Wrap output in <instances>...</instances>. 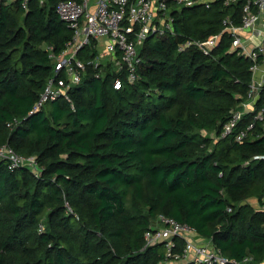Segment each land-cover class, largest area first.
I'll return each instance as SVG.
<instances>
[{
	"label": "trees",
	"instance_id": "1",
	"mask_svg": "<svg viewBox=\"0 0 264 264\" xmlns=\"http://www.w3.org/2000/svg\"><path fill=\"white\" fill-rule=\"evenodd\" d=\"M61 1L0 6V146L40 167L36 177L0 160V264H170L166 242L147 246L160 216L193 227L226 257L264 264V121L235 139L263 108L264 89L255 114L222 138L248 100L253 63L231 51L228 34L209 54L178 50L220 35L228 16L240 24L247 0L174 7V34L138 48L135 84L124 74L116 90L112 64L100 79L88 65L69 100L28 117L73 39L56 11ZM95 45L79 59L89 63ZM175 242L183 255L186 241Z\"/></svg>",
	"mask_w": 264,
	"mask_h": 264
},
{
	"label": "built area",
	"instance_id": "2",
	"mask_svg": "<svg viewBox=\"0 0 264 264\" xmlns=\"http://www.w3.org/2000/svg\"><path fill=\"white\" fill-rule=\"evenodd\" d=\"M16 0H0L8 5ZM30 0H21L28 9ZM216 0H66L59 2L57 14L63 23L73 32V39L66 49L57 57L56 75L46 84V90L28 117L41 111L52 100L64 97L69 100V90L80 84L86 74L88 65L95 70H101L96 78H102L103 69L112 64L121 74L113 84L116 90L123 88V80L135 84L139 79L138 66L142 62L138 48L152 36H167L174 34L171 11L180 8H192L202 4L210 8ZM236 0H227L226 5ZM179 7V8H178ZM241 23L235 24L231 16L223 20V30L220 35L212 34L204 42L186 41L179 46L184 52L192 46L209 54L218 46L223 34L232 37L231 51L239 53L252 61L253 73L251 90L248 100L240 105L239 110L231 112L230 120L224 125L222 138L235 134L243 120V116L256 111L260 92L264 89V0H247L241 12ZM96 42L98 55L89 63L79 59L78 53L84 47ZM64 73L67 77L61 78ZM124 79L121 78L123 75ZM254 121L235 134L236 142L241 144L248 138V133L255 127L257 121H264V106L254 115ZM13 124L18 125V121ZM11 126V125H9ZM0 160L8 163L11 171L26 168L36 177L40 176L37 158L16 154L9 145L0 146ZM231 211V209H229ZM158 226L146 234L147 246H156L166 242V257L174 264H251L253 258L246 257L243 261L226 257L213 245L197 244V232L187 224L160 216ZM44 227L41 228V231ZM175 238L184 239L187 243L185 252L174 254Z\"/></svg>",
	"mask_w": 264,
	"mask_h": 264
},
{
	"label": "crops",
	"instance_id": "3",
	"mask_svg": "<svg viewBox=\"0 0 264 264\" xmlns=\"http://www.w3.org/2000/svg\"><path fill=\"white\" fill-rule=\"evenodd\" d=\"M196 243L199 244V245H209V244L212 245V241L211 240L208 241V240H205V239H202V238H197V242ZM170 264H174V263L170 262Z\"/></svg>",
	"mask_w": 264,
	"mask_h": 264
},
{
	"label": "rangeland",
	"instance_id": "4",
	"mask_svg": "<svg viewBox=\"0 0 264 264\" xmlns=\"http://www.w3.org/2000/svg\"><path fill=\"white\" fill-rule=\"evenodd\" d=\"M179 8V7H178Z\"/></svg>",
	"mask_w": 264,
	"mask_h": 264
}]
</instances>
